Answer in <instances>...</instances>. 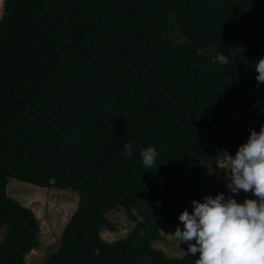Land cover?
Masks as SVG:
<instances>
[{"label":"trees","instance_id":"1","mask_svg":"<svg viewBox=\"0 0 264 264\" xmlns=\"http://www.w3.org/2000/svg\"><path fill=\"white\" fill-rule=\"evenodd\" d=\"M4 6L0 264H25L41 244L35 211L7 191L11 177L80 193L60 247L41 264H195L197 256L153 244L192 199L227 193L211 169L264 124L254 70L264 56V0ZM149 145L158 156L146 168L140 151ZM119 206L135 226L107 241L103 229L116 226L106 214Z\"/></svg>","mask_w":264,"mask_h":264},{"label":"clouds","instance_id":"2","mask_svg":"<svg viewBox=\"0 0 264 264\" xmlns=\"http://www.w3.org/2000/svg\"><path fill=\"white\" fill-rule=\"evenodd\" d=\"M254 70L259 86L264 83V56L255 61ZM124 148V155L130 156L133 145L126 143ZM221 154L227 166V193L192 199L191 211L185 207L178 214L182 227L177 224L171 234L186 245L188 254L198 257L195 264H264V124L258 131L250 128L234 154ZM140 156L149 168L158 151L149 145ZM241 191L251 196L238 201Z\"/></svg>","mask_w":264,"mask_h":264},{"label":"rangeland","instance_id":"3","mask_svg":"<svg viewBox=\"0 0 264 264\" xmlns=\"http://www.w3.org/2000/svg\"><path fill=\"white\" fill-rule=\"evenodd\" d=\"M4 3L5 0H0V19L5 12ZM224 171L227 172L224 159L220 160L218 165L211 169L212 174L223 180L226 184L227 181L224 177ZM204 187L208 188L209 185L204 184ZM7 191L11 196L31 207L40 220L41 244L27 255L25 264H41L47 260L51 253L60 247L64 228L79 206L80 193L74 187L65 185L44 187L31 184L16 177L9 179ZM245 196V193L241 191L236 198L239 201ZM201 198L199 197L198 199ZM135 212L137 213L138 210L135 209ZM106 215L116 226L115 231L108 228L103 229L102 236L107 241L125 237L135 226V222L128 217L126 210L122 206L109 211ZM139 217L141 219V216ZM177 224H180L182 227V222L176 220L173 225L163 229L164 238L155 242L153 245L165 250L169 255L183 256L187 254L185 251L186 245L180 244L171 234ZM6 230L7 226L2 227L0 230V242L5 237Z\"/></svg>","mask_w":264,"mask_h":264}]
</instances>
